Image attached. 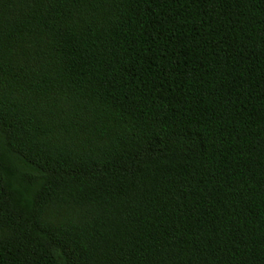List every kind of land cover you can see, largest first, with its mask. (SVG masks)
I'll return each mask as SVG.
<instances>
[{
  "label": "trees",
  "instance_id": "16d2710c",
  "mask_svg": "<svg viewBox=\"0 0 264 264\" xmlns=\"http://www.w3.org/2000/svg\"><path fill=\"white\" fill-rule=\"evenodd\" d=\"M0 264H264V0H0Z\"/></svg>",
  "mask_w": 264,
  "mask_h": 264
}]
</instances>
